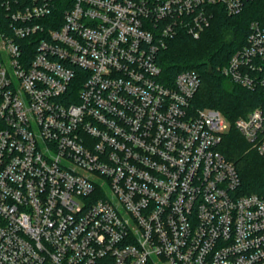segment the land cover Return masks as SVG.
Listing matches in <instances>:
<instances>
[{
    "label": "built area",
    "instance_id": "built-area-1",
    "mask_svg": "<svg viewBox=\"0 0 264 264\" xmlns=\"http://www.w3.org/2000/svg\"><path fill=\"white\" fill-rule=\"evenodd\" d=\"M250 1L0 0V264H264L231 122L157 57ZM221 71L264 91V18ZM235 126L264 157V103Z\"/></svg>",
    "mask_w": 264,
    "mask_h": 264
},
{
    "label": "trees",
    "instance_id": "trees-1",
    "mask_svg": "<svg viewBox=\"0 0 264 264\" xmlns=\"http://www.w3.org/2000/svg\"><path fill=\"white\" fill-rule=\"evenodd\" d=\"M210 25L199 38L180 33L168 41L158 53L163 80L172 82L186 69L196 70L201 85L192 105L221 110L231 122L223 133L220 150L231 160L240 175V192L257 193L264 197V157L235 126V120L264 103L263 89H248L222 73L235 51L247 40L253 19L264 18V0L248 2L238 14H229L221 4L209 6Z\"/></svg>",
    "mask_w": 264,
    "mask_h": 264
},
{
    "label": "rangeland",
    "instance_id": "rangeland-1",
    "mask_svg": "<svg viewBox=\"0 0 264 264\" xmlns=\"http://www.w3.org/2000/svg\"><path fill=\"white\" fill-rule=\"evenodd\" d=\"M246 138V137H245ZM247 139V138H246ZM248 140V139H247Z\"/></svg>",
    "mask_w": 264,
    "mask_h": 264
}]
</instances>
